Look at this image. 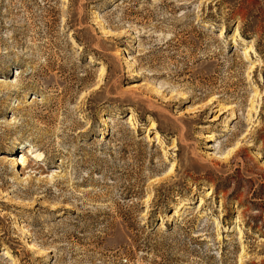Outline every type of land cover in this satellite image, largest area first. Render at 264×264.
I'll list each match as a JSON object with an SVG mask.
<instances>
[{
	"label": "rangeland",
	"instance_id": "374dc122",
	"mask_svg": "<svg viewBox=\"0 0 264 264\" xmlns=\"http://www.w3.org/2000/svg\"><path fill=\"white\" fill-rule=\"evenodd\" d=\"M0 264H264V0H0Z\"/></svg>",
	"mask_w": 264,
	"mask_h": 264
},
{
	"label": "bare ground",
	"instance_id": "6f19581e",
	"mask_svg": "<svg viewBox=\"0 0 264 264\" xmlns=\"http://www.w3.org/2000/svg\"><path fill=\"white\" fill-rule=\"evenodd\" d=\"M224 35H225V31L223 30L221 32L220 36L223 37ZM20 146H21V143H18V145H17L18 149L21 148ZM32 154H34L33 158L36 159L35 161L44 160L42 153L36 152V153H32ZM32 154H31V156H32ZM12 160H14L15 162H17L16 163V166H18V165L22 166L23 167V171H26L28 169H31V170L34 169V165L31 163V161L28 158L21 157V159L19 161H17V158L16 159H12ZM4 254L9 255L8 251H5Z\"/></svg>",
	"mask_w": 264,
	"mask_h": 264
}]
</instances>
